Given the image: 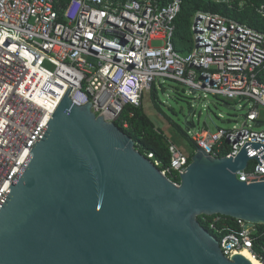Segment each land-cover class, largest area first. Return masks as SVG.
<instances>
[{
  "label": "built area",
  "instance_id": "obj_1",
  "mask_svg": "<svg viewBox=\"0 0 264 264\" xmlns=\"http://www.w3.org/2000/svg\"><path fill=\"white\" fill-rule=\"evenodd\" d=\"M182 4L183 0H0V202L68 88L74 105L90 103L96 117L111 123L126 108H139L145 92L161 86V79L191 92L246 99L254 106L246 121L240 120L241 129L211 132L191 126L187 134L196 150L214 158H222L223 148L228 151L224 157L236 158L246 144L264 146V131L248 124L264 126L259 109L264 108V83L259 81L264 34L221 15L198 12L192 24V51L180 55L173 41ZM260 13L264 15V6ZM169 152L171 165L161 172L179 186L194 153L186 156L172 143ZM147 157L154 160L153 154ZM237 176L248 185L263 183L264 166L253 158ZM229 219L204 220L223 235L218 241L223 254L231 259L246 251L264 264L255 249L257 226Z\"/></svg>",
  "mask_w": 264,
  "mask_h": 264
},
{
  "label": "water",
  "instance_id": "obj_2",
  "mask_svg": "<svg viewBox=\"0 0 264 264\" xmlns=\"http://www.w3.org/2000/svg\"><path fill=\"white\" fill-rule=\"evenodd\" d=\"M70 91L0 203V264H252L228 259L199 218L264 226V182L237 176L264 166L263 145L236 158L197 148L177 186Z\"/></svg>",
  "mask_w": 264,
  "mask_h": 264
},
{
  "label": "trees",
  "instance_id": "obj_3",
  "mask_svg": "<svg viewBox=\"0 0 264 264\" xmlns=\"http://www.w3.org/2000/svg\"><path fill=\"white\" fill-rule=\"evenodd\" d=\"M263 6L264 0H183L181 12L175 22L174 49L180 55H188L192 51V24L193 18L198 12L221 15L264 34V15L260 13ZM259 81L264 83V71L259 75ZM150 93L154 107L160 109L159 100L156 95L157 87L153 86ZM115 125L135 142L136 150L139 153L146 157L149 154H153L154 160L152 162L159 163L158 169L160 171H165L170 167V142L164 133L156 128L154 123L149 119L143 105L139 108H126L120 119L115 122ZM181 133L189 138L186 132L181 130ZM190 142L193 146V154L196 148L191 140ZM226 155H228V151L223 148L219 156L224 157ZM171 179L179 182L176 177H171ZM214 217H200L199 222L219 241L223 235H220L216 230H212L209 224L204 221L205 219H213ZM229 220L231 221L232 219ZM231 227L234 229L238 228L234 223H231ZM221 228L222 226L219 225L218 229L220 230ZM255 237V249L264 257V226H257Z\"/></svg>",
  "mask_w": 264,
  "mask_h": 264
},
{
  "label": "rangeland",
  "instance_id": "obj_4",
  "mask_svg": "<svg viewBox=\"0 0 264 264\" xmlns=\"http://www.w3.org/2000/svg\"><path fill=\"white\" fill-rule=\"evenodd\" d=\"M162 86L157 87V99L160 109L155 108L150 92H145L142 105L149 119L156 128L161 130L168 141L175 145L184 155L190 156L193 146L189 138L182 133L186 131V119L191 110L194 113L189 118V123L194 125L192 130L200 131L207 129L216 132L217 129L233 131L241 129L240 120L246 121L247 112L253 108L252 101L227 100L220 96H213L198 92L192 95L190 89L182 84L169 80H160ZM228 105L233 110L224 106ZM260 109V120L264 122V108ZM256 131H264L262 128H255Z\"/></svg>",
  "mask_w": 264,
  "mask_h": 264
},
{
  "label": "bare ground",
  "instance_id": "obj_5",
  "mask_svg": "<svg viewBox=\"0 0 264 264\" xmlns=\"http://www.w3.org/2000/svg\"><path fill=\"white\" fill-rule=\"evenodd\" d=\"M38 136L35 137V139L37 138ZM10 188V187H9ZM1 203V202H0ZM245 258H247L252 264H259L257 263L251 256L248 252H242V254Z\"/></svg>",
  "mask_w": 264,
  "mask_h": 264
}]
</instances>
